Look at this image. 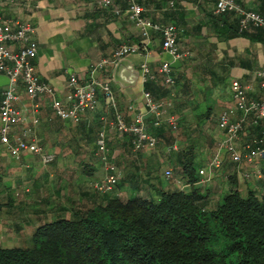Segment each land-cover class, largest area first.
<instances>
[{"label": "crops", "instance_id": "obj_1", "mask_svg": "<svg viewBox=\"0 0 264 264\" xmlns=\"http://www.w3.org/2000/svg\"><path fill=\"white\" fill-rule=\"evenodd\" d=\"M169 1L138 3L144 9L142 17L178 28L179 47L191 55L175 68L172 64L176 60L162 49L161 33L142 30L129 19L127 0H114L113 8H104L94 0H21L16 5L0 1V16L25 21L36 28V72L64 104H70V76L89 79L91 67L105 60L107 63L95 76L110 82L118 111L128 124L137 113L143 114L148 132L159 139L155 148L135 153L133 137L114 128L115 111L103 97L96 110L76 124L54 113L49 96L30 98L21 84L16 102L21 120L14 125L12 136L36 142L55 159L43 164L31 152L12 156L0 143V248H33L39 226L59 215L68 218L77 209L88 208L94 183L108 173L96 143L101 129L106 130L110 154L120 175L118 193L123 197L139 195L144 186L154 191L152 185L158 186L159 181L164 182L162 188L168 187L164 172L171 169L174 174L179 170L184 152L194 154L198 170L212 158L224 138L220 116L234 108L233 82L247 86L251 98L263 97L264 28L251 26L241 31L239 17L233 12L216 14L213 0H173V6ZM236 2L264 16V0ZM115 8L121 12L116 14ZM122 44L147 46V51L126 57L139 71L134 85L123 86L114 80L117 62H112L113 55ZM165 62L171 63L170 75L175 80L172 85L165 83L159 72ZM143 63L154 74L149 91L161 104L164 117L175 119L176 130L163 123L154 125L155 118L143 98ZM7 85L0 86V104ZM251 120L252 117L237 141L240 150L248 140L260 135L262 123L255 126ZM258 171L264 174L263 162L237 163L223 152L222 168L201 187L206 208L214 207L233 183L241 192L252 190L264 196V180ZM171 184L170 188H188L176 176Z\"/></svg>", "mask_w": 264, "mask_h": 264}, {"label": "trees", "instance_id": "obj_2", "mask_svg": "<svg viewBox=\"0 0 264 264\" xmlns=\"http://www.w3.org/2000/svg\"><path fill=\"white\" fill-rule=\"evenodd\" d=\"M183 158L176 173L188 188L94 189L86 210L39 226L33 248H0V264H264V196L233 183L206 208L195 156Z\"/></svg>", "mask_w": 264, "mask_h": 264}, {"label": "built area", "instance_id": "obj_3", "mask_svg": "<svg viewBox=\"0 0 264 264\" xmlns=\"http://www.w3.org/2000/svg\"><path fill=\"white\" fill-rule=\"evenodd\" d=\"M2 1V0H0ZM12 5L18 4L21 0H4ZM104 8H113L114 0H94ZM139 0H127L129 7V19L142 30L151 29L162 35V49L170 54L173 60H184L190 57V52L182 51L179 47L178 28L172 24H160L142 17L143 7ZM215 2V13H235L239 17L240 30L243 31L251 26L264 28V16L252 10H245L236 0H213ZM169 5L173 6L174 1L170 0ZM116 14L121 12L115 8ZM36 28L28 22L8 19L0 16V75L8 77V85L3 91L0 104V143L3 144L12 156H19L23 152H31L38 155L43 164H50L54 161L55 155L47 152L36 142L29 141L24 137L12 136L14 125L21 120L20 112L16 105L19 98L18 88L25 86L27 95L35 98L39 95L51 98V108L61 119L79 123L82 117L88 112L96 110L100 97H103L109 108L115 111L113 121L114 128L120 134H129L133 138L132 150L135 153L144 151L147 148H155L159 139L151 135L146 127L144 115L137 113L133 121L128 124L123 114L118 111L116 95L110 82L100 80L95 73L101 70L107 61L103 60L94 64L91 69V77L83 80L72 74L67 82L70 91L68 99L70 104H64L57 96L53 87L40 80L34 61L38 55V43L35 39ZM16 46L13 48L12 46ZM147 51L146 45L122 44L114 52V63L139 51ZM171 63L165 62L160 67V73L167 84H174L175 80L170 75ZM141 77L145 83L154 78V74L148 64L141 65ZM264 88V83L262 84ZM231 92L234 101V108L224 111L220 116V127L224 131V138L218 144L217 150L205 166L200 168V186H205L211 179L212 174L219 171L223 166V152L231 156L234 162L242 161L252 164L256 161L264 163V95L261 99H253L249 96V88L235 81L231 85ZM143 98L148 112L155 118L154 125L162 123L171 129H177V122L173 117H164L161 104L156 102L150 92L144 91ZM133 106H129L132 109ZM236 114L238 116L235 118ZM252 117L251 123L258 126L262 123L260 135L257 138L248 140L240 150L237 144L240 135L246 130L248 120ZM98 155L104 163L108 172L94 183V189L100 193L113 192L117 188L119 173L116 172L115 164L107 144L106 130L99 131L97 140ZM250 174H246L249 177ZM258 176L264 180V174L258 171ZM166 180L174 178L171 169L164 172Z\"/></svg>", "mask_w": 264, "mask_h": 264}, {"label": "water", "instance_id": "obj_4", "mask_svg": "<svg viewBox=\"0 0 264 264\" xmlns=\"http://www.w3.org/2000/svg\"><path fill=\"white\" fill-rule=\"evenodd\" d=\"M181 64V60H176L172 67H177ZM139 71L133 67L128 58L119 60L114 70V80L123 86L134 85L138 79ZM7 76L0 75V86L8 84Z\"/></svg>", "mask_w": 264, "mask_h": 264}, {"label": "rangeland", "instance_id": "obj_5", "mask_svg": "<svg viewBox=\"0 0 264 264\" xmlns=\"http://www.w3.org/2000/svg\"><path fill=\"white\" fill-rule=\"evenodd\" d=\"M174 173L176 174V178H178V173H176V171ZM174 177H175V175H174ZM201 187H203V186L201 185Z\"/></svg>", "mask_w": 264, "mask_h": 264}]
</instances>
